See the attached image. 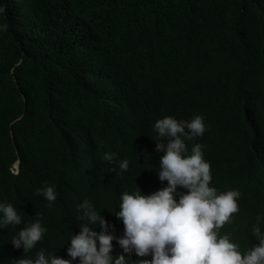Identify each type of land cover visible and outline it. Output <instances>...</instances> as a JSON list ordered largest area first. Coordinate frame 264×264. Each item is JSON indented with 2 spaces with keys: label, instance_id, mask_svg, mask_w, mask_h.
Masks as SVG:
<instances>
[{
  "label": "clouds",
  "instance_id": "obj_1",
  "mask_svg": "<svg viewBox=\"0 0 264 264\" xmlns=\"http://www.w3.org/2000/svg\"><path fill=\"white\" fill-rule=\"evenodd\" d=\"M54 4L66 8L68 12L76 7L64 0ZM5 11V6L0 5V14ZM248 18L252 21L251 17ZM171 22L175 25L178 21ZM253 27L258 31L254 23ZM6 30L7 25L0 24V32ZM208 30V57L191 61L184 47L175 49L171 46L162 53L157 65L148 70L149 76L195 78L203 83L208 95L216 91L223 100L232 95L228 87L223 85L234 84L236 94L244 86V80L247 86L245 91L254 87L257 78H237L256 71L254 63L257 57L253 51H245L235 41L227 40L215 25H209ZM136 52L141 54L140 47ZM212 57L218 64L217 68L212 66ZM137 81L128 85L131 120L134 109L133 87L137 84L140 91L141 86ZM156 98L159 100L158 107L154 103ZM148 99L153 100L151 116L143 124L138 117L139 124L129 137V150L134 154L137 149L143 152L147 139L158 137L160 139L155 140L151 152L152 161H159V164L149 166L150 172L140 181L125 178L121 173L115 175L113 170L109 175L99 176L97 186L103 188L101 195L105 206L102 211L96 201L88 200L96 198L98 194L90 193L91 181L76 166V146L73 141L72 175L67 182L65 169L68 163L63 161L61 170L64 181L60 185L73 208L57 213V222L52 232L54 237L43 246L36 244L43 238L47 228L39 218L28 223L29 212L34 206L21 202L24 195L34 189L32 184L43 164L30 165L23 161L15 146L16 159L11 167L0 171V179L3 180L0 186V231L2 233V229L7 226L9 250L12 251L14 247L18 259L6 256L0 244V264H264V231L259 227L263 226L261 223L259 226L258 223L244 224L255 225L251 232L256 238V243L246 251L240 250L239 245L230 239L233 233L230 231L245 219L242 217H251L258 210L255 198L262 188L258 186L254 175L260 172L264 96L245 101L244 109L234 113L226 106L213 105L210 101L202 107L210 115L207 120L201 115H195L190 120L185 116V108L201 109L181 89H166L159 85L148 95ZM137 105L140 111V98ZM167 110L169 116H165ZM158 115L160 117L157 118ZM211 115L215 117L214 126L211 125ZM104 116L90 118L80 124L83 139L80 143L79 163L84 168L87 146L91 157L94 156L96 141L104 133L103 130L91 129L90 137L86 140L88 126L103 120L106 123ZM107 120L109 128L114 126L113 121ZM240 125L243 134L248 132L246 145L239 161L221 177L219 187L227 191L219 192L211 185V165L203 156V152L209 148H203L199 143L191 145L190 141L203 134H214L213 141L217 147L213 151L220 153L224 151L221 144L228 141L231 128L237 132ZM76 129L77 124L72 125L74 138ZM105 141L110 144V148L103 159L111 164L115 153H111L113 146L110 140H99L101 154L105 151L102 147ZM256 145L257 166L251 170V176H246L248 169L243 170V167L247 165L248 157L255 152ZM118 153L117 167L121 172L127 171L129 161L122 153ZM157 153H161L160 158H157ZM93 166L94 158L90 164L91 168ZM115 176L118 183L115 182ZM35 194L42 196L49 208L57 199L54 186L45 185L37 189ZM78 224L81 225L80 230L75 228ZM21 244L26 254L24 258H19ZM133 254L135 260L132 259Z\"/></svg>",
  "mask_w": 264,
  "mask_h": 264
},
{
  "label": "trees",
  "instance_id": "obj_2",
  "mask_svg": "<svg viewBox=\"0 0 264 264\" xmlns=\"http://www.w3.org/2000/svg\"><path fill=\"white\" fill-rule=\"evenodd\" d=\"M57 1L0 0L6 8L0 24L7 25L0 32V171L16 159L15 146L30 165L43 164L50 152L60 153L66 162L73 141L80 147V124L98 116L105 115L106 123L98 122L96 130H105L107 118L114 122L109 128L113 146L114 130L139 124L135 108L131 120L128 85L149 75L148 70L171 46L184 47L191 61L208 57L209 25L257 57L256 71L237 77L257 78L256 84L245 91L244 80L241 95L230 84L228 99L235 103L227 108L241 112L245 101L264 96V0H64L76 6L69 12L54 4ZM182 80V92L190 101L210 102L202 82L191 77ZM146 121L141 120L142 124ZM75 124L74 138L71 128ZM240 130L241 125L238 145L242 151L246 137ZM130 143V138L120 135L115 146L123 154ZM73 167L68 163L65 169L67 182ZM255 205L263 212L264 225V191L256 196ZM69 206L61 189L59 200L47 207L57 219V213ZM239 235L242 248L252 244L247 229ZM7 241L3 228L1 248L14 258ZM30 255L32 259V251Z\"/></svg>",
  "mask_w": 264,
  "mask_h": 264
},
{
  "label": "bare ground",
  "instance_id": "obj_3",
  "mask_svg": "<svg viewBox=\"0 0 264 264\" xmlns=\"http://www.w3.org/2000/svg\"><path fill=\"white\" fill-rule=\"evenodd\" d=\"M211 59H212V66L217 68L218 64L213 60V57ZM203 75L205 76V73H203ZM138 80H140L141 86H140V91L137 88V86L133 90V105H134L137 117L140 116L142 121H146V119L147 118L149 119L151 116L152 109H153V100L148 99V95L152 93L155 89H157L159 85L165 86L166 89H170V88L181 89V90L185 89L184 81L182 80V78H177V77L161 78L157 76L146 75V76H143L142 78H139ZM176 82L179 83L180 86L177 85ZM223 87L226 88L229 86L223 85ZM242 93L243 92L239 90L238 94L241 95ZM208 96H209L210 101L213 103V105L219 104L221 106L227 107L229 104L235 103L234 101L229 100V99L223 100L222 97L219 95V93H217L216 91H213ZM139 98L142 101L140 111L138 110V107H137ZM154 103L156 104L155 106L158 107L159 100L156 98L154 100ZM207 103H208L207 101H203L201 104H197V105H200L199 107L201 110L199 111H197L196 109L189 110L188 108H185L184 110L185 116L190 120L195 115H201L207 120V117H210V115L207 113L205 108H202ZM168 114H169V111L167 110L165 113V116H169ZM158 117H160V115H158L157 118ZM211 117L213 120L211 125L214 126L213 123H214L215 117L212 115ZM97 127H98V123L88 128L86 138H85L86 140H88L90 137L89 136L90 130L91 129L96 130ZM136 128L137 126L129 127L128 129H122V131L114 130L113 143L117 144V140L119 139L120 135H122L124 138L129 139L130 135L135 132ZM96 131H101V130H96ZM103 131L104 133L100 135L96 141V148H95L94 156L91 157L90 149L87 146L85 168L83 167L82 164L79 163L81 159L80 147H76V156H75L76 163H77L76 165L78 167H81L82 169L81 173L83 174L84 172L88 178V181L89 180L91 181L92 189H90V193L98 194L96 198L94 199L88 198V200L90 202L96 201L99 204V206L102 208V211L105 209L104 198L101 195L103 193V188H99L97 186V184L99 183L98 177L109 175L110 171L113 170V173L115 175L117 173H121L125 178L128 177V178H131V180L134 179L136 181H140L145 174L150 172V170L148 169L149 166H151L154 163L159 164V161H155V162L152 161L151 150L155 147V143H156L155 140L160 139L158 137L155 139H152L151 137H149L145 143V151L142 152V151H139V149H137L136 151L137 153H135L137 154L136 156L133 151H130V150L125 151L123 153V156L125 159L129 161V169L127 171L121 172L117 167V158L119 157V153H118L119 151L116 148L115 144L113 145V151L111 152V153H115L113 163L109 164L107 161L103 159L104 154L106 152H109L110 144L107 141H105L102 144V147H104L105 151L104 153L101 154V145L99 144V140L100 139L109 140V126L105 125V130ZM244 134L246 137V135H248V132ZM79 135L83 139L82 132ZM228 137H229L228 141L226 143L221 144V149L224 151H221L220 153L213 151L217 147V143L213 141V139H215L214 134H209V135L203 134L202 136L196 137L190 141L191 145L195 143H199L203 145V148H209V150L203 152V156H204V159L205 160L207 159L211 165V175H212L211 185L215 186L219 192L227 191L226 188L219 187L220 186L219 182H221V177L226 171L232 169L233 165L239 161L242 155V151L239 150V145H238V131L236 132L233 128H231L230 133H228ZM82 147H84V142H82ZM260 150H261L260 156H259L260 172H255L254 176L256 180L258 181V186L262 188L261 189L262 191H264V136L261 141ZM188 152H189V149H188ZM69 155L70 157L67 158L66 162L72 163L74 165L73 146L70 147ZM160 155L161 153H157L156 155L157 158H160ZM257 156H258V151H257V145H256L255 152L248 157L247 165L243 167V170L248 169L246 176H251V170L257 166L256 164V159L258 158ZM93 158H94V166L91 168L90 164H91V159ZM62 163H63V160L61 159L60 153L54 154L53 152H50L47 155L45 161L43 162V165L40 171L35 176V181L33 184L34 189L29 193V195L28 193L24 195L25 197H23L21 201L24 205L33 204L34 206L29 212L30 217L28 219V223H31L35 221L37 218H39L41 224L47 228V232L44 234L43 238L36 245L46 244L52 241L54 237L52 232L57 222V219L55 218L54 214L50 213L49 211L50 209L47 207L48 202L42 196L36 195L35 193L37 189H42L43 186L45 185L54 186L55 191L57 193V199L54 202L59 200V193L61 191L60 185L62 184L61 179L63 176L62 170H61ZM112 165L113 167H111ZM66 169L68 171V168ZM93 171H94V175L92 174ZM99 171H102V172H99ZM115 182L118 183L116 176H115ZM238 190L240 191V189ZM247 190H249V188H247ZM29 196H31L30 199H29ZM59 203H61V201H59ZM68 203L70 206L66 209L71 210L73 206L69 198H68ZM57 205H61V204H57ZM41 210H43L44 212H41ZM262 215H263V212L256 210L254 211L251 217L249 215H246V217H242L245 219L243 221H239L237 225L230 231V232H233L232 235H230V239L239 245V242L242 237V235H239V234H241L243 230L247 229L252 235L251 229L253 226L257 225V223L259 226V224L263 220ZM258 217H259V222H258ZM43 219H46L49 221L44 222ZM245 223H251L255 225H244ZM80 227L81 225L79 224L75 226V228L78 230H80ZM259 227L261 228V231H264V225L259 226ZM4 229L7 233V226ZM115 230L118 231L116 228ZM252 238H253L252 244L245 249L239 245L240 250L244 249V251H246L254 243H256V238L253 235H252ZM116 247H119V245H117ZM13 248L14 247H12L14 259H18L14 251L16 249H13ZM20 252H21V255L19 256V258H24L26 254L24 253L22 244H21ZM5 255L7 256V254ZM133 257H134L133 260H135L136 256L134 255Z\"/></svg>",
  "mask_w": 264,
  "mask_h": 264
}]
</instances>
